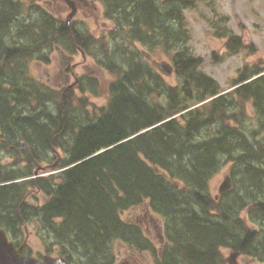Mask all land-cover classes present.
Returning a JSON list of instances; mask_svg holds the SVG:
<instances>
[{"label": "trees", "instance_id": "1", "mask_svg": "<svg viewBox=\"0 0 264 264\" xmlns=\"http://www.w3.org/2000/svg\"><path fill=\"white\" fill-rule=\"evenodd\" d=\"M96 1L113 24L112 48L103 42L99 55L89 34L32 0H0V145L27 168H0V228L18 246L22 226L33 224L51 247L47 254L70 264H115L118 244L148 252V264H227L221 248L264 263V76L248 80L256 70L246 64L221 93L188 44L185 11L192 0ZM219 31L228 52L246 48L226 27ZM137 44L171 60L175 84ZM55 46L98 56L112 75L106 104L87 122L69 111L71 87L43 84L29 71L33 61L47 63ZM97 86L92 79V94ZM84 102L80 97L76 108ZM58 149L64 156L49 159L47 151ZM228 161L255 199L211 195L209 182ZM38 164L50 171L14 181ZM136 207L161 219L158 247L137 220L124 217Z\"/></svg>", "mask_w": 264, "mask_h": 264}, {"label": "rangeland", "instance_id": "2", "mask_svg": "<svg viewBox=\"0 0 264 264\" xmlns=\"http://www.w3.org/2000/svg\"><path fill=\"white\" fill-rule=\"evenodd\" d=\"M32 1L36 5L44 7L47 11L53 13L62 21L70 12V8L64 0ZM94 1L95 0H85L84 2L79 0L80 3L78 4V10L76 15L72 18L70 27L74 24L73 26L75 29L85 34H89L91 42L92 38L94 42L93 51L99 55L103 42L108 44L109 49L112 48V42L108 39V34L110 29L113 28V24L111 19L104 16V13L102 12L103 8L101 9L99 3ZM192 1L194 2V7L185 11L190 34L188 44L193 52L202 58V64L199 66V69L208 76L214 78L218 82L221 90H228L230 89L232 80L238 75V70L241 69L242 66L246 64L247 66H254L259 57L264 59V0ZM94 5H96L97 8L99 7V11L94 9ZM224 18H227V20L223 21ZM222 27H226L232 33L238 35L246 45V48H241L237 53L228 52L225 47L226 38L214 34L215 30L217 32V28L218 32H220L219 29ZM136 48L143 52V58L148 60L150 64H153L152 61L154 60L171 63V60L168 57L160 53L156 52L150 54L146 51L145 47L140 46L139 44L136 45ZM67 54L71 53L67 52ZM67 54L65 53L64 55L70 57ZM71 55H73V59L70 63L66 64L63 54L54 48L49 52V61L47 63L33 61L29 64V71L37 80L41 81V83L57 88H67V85L70 83L72 84L76 77L79 78L77 85L70 86L71 89L74 90L75 96L72 104L69 106V111L76 117V120L87 122L93 118L99 107L106 104L108 98L106 87L112 79V75L96 62V58H99L98 56L94 57L86 51H83L81 48H77V51ZM68 67L73 69L75 77L71 75L72 77L70 78L69 83H66L65 74L69 73ZM164 78L169 84H175L177 80L174 72L170 76H164ZM92 79H96L99 82V86L96 87V93L94 94H92L89 89ZM81 84H84L85 89L81 90ZM80 97L85 101V108H76L75 103ZM47 108H49L50 112L54 114L57 113L55 105L47 104ZM247 111L251 114L250 106H247ZM10 129L13 130L12 128ZM22 142L23 141H20L21 145ZM22 147L24 146L22 145ZM51 153L58 158L64 156L61 149H58L57 154L53 151H47L46 155L49 159L53 157ZM14 154L15 156L13 159L0 145V168L6 167L10 170L21 169L22 171H26L27 168L24 163H13L14 161H17L16 153L14 152ZM35 169L31 172V175L28 174V178L34 176ZM50 169L53 173L56 172L53 167ZM45 171L50 170H39L38 173L43 175L45 174ZM236 172L240 173L237 178L234 174ZM227 174L232 177V187L228 191L229 193L231 191L237 193L239 197H241L240 199L245 201L255 199L245 191V188H247L245 186L247 179H244L241 175L240 169L235 167L230 161L223 163L218 172L209 182V191L213 197L218 195V187L221 184L224 175ZM240 178H242L241 181ZM256 195L259 196L258 194ZM34 197V195H30L29 199L32 201ZM218 197L219 196L215 199ZM244 212L245 210L241 212V216L245 215ZM123 215L126 218L137 220L157 247L159 246V243H162L163 224L156 214L154 215L149 211L145 212L143 207H136L125 211ZM22 234L24 239L26 237L24 250L34 256L47 254L46 251L51 248L50 245L44 243L41 238V234L44 233L42 231L38 232L33 224L28 225V227L25 226V233L23 231ZM20 243L21 242H19V244ZM47 246H49V248H47ZM221 253L227 261V264H264L258 259H253L242 254H237L232 258L233 250L229 248H221ZM51 254L55 255L56 253H52L51 250ZM115 256L116 264H148L152 261L148 252L130 250L126 247H122L120 244L115 246Z\"/></svg>", "mask_w": 264, "mask_h": 264}, {"label": "water", "instance_id": "3", "mask_svg": "<svg viewBox=\"0 0 264 264\" xmlns=\"http://www.w3.org/2000/svg\"><path fill=\"white\" fill-rule=\"evenodd\" d=\"M70 7L72 8L70 13L66 17L67 25H70V19L75 14L76 8L73 1L66 0ZM159 71L169 76L172 74L173 67L169 62L160 61L154 62ZM39 166L35 170V175H37V171ZM232 182L231 177L229 175H225L221 184L219 185L218 191L219 193H225L231 189ZM0 264H69L63 257L61 256H51L44 255L42 259H38L36 257L30 255H23L18 252V250L13 245L12 241L8 240L7 234L3 229H0Z\"/></svg>", "mask_w": 264, "mask_h": 264}, {"label": "flooded vegetation", "instance_id": "4", "mask_svg": "<svg viewBox=\"0 0 264 264\" xmlns=\"http://www.w3.org/2000/svg\"><path fill=\"white\" fill-rule=\"evenodd\" d=\"M82 1H84V0H82ZM74 2H75V5L76 6L80 3L79 0H74ZM77 9H78V7H77ZM94 9H96V10L99 11V7L97 8L96 5H94ZM66 62H67V60H66ZM254 69L256 70L255 76L257 78H260V77L264 76V59H262L261 57H259L257 63L255 64ZM69 78H70L69 75L68 74H65V81L66 82L69 81ZM12 241H13V239H12ZM23 245H24L23 243L21 245H19L17 247L18 250H22Z\"/></svg>", "mask_w": 264, "mask_h": 264}, {"label": "bare ground", "instance_id": "5", "mask_svg": "<svg viewBox=\"0 0 264 264\" xmlns=\"http://www.w3.org/2000/svg\"><path fill=\"white\" fill-rule=\"evenodd\" d=\"M70 33V32H69ZM71 34V33H70ZM72 43V42H71ZM85 44H86V42H85ZM72 45V44H71ZM78 45V44H77ZM85 46V45H84ZM150 128V127H149ZM149 128H147V129H144V131H146V130H148ZM139 134V133H138ZM135 135H137L136 133L135 134H133V135H131L130 137H134ZM127 139H129V137L127 138ZM52 154V153H51ZM53 155V154H52ZM58 161V160H57ZM56 161V162H57ZM55 163V162H54ZM53 163V164H54ZM52 167H53V165H52ZM25 180V179H24ZM1 184V183H0Z\"/></svg>", "mask_w": 264, "mask_h": 264}]
</instances>
